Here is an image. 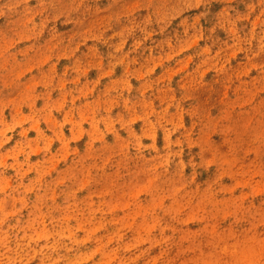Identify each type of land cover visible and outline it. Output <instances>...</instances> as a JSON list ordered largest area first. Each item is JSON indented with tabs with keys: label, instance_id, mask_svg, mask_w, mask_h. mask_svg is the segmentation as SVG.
I'll return each mask as SVG.
<instances>
[{
	"label": "rangeland",
	"instance_id": "1",
	"mask_svg": "<svg viewBox=\"0 0 264 264\" xmlns=\"http://www.w3.org/2000/svg\"><path fill=\"white\" fill-rule=\"evenodd\" d=\"M0 264H264V0H0Z\"/></svg>",
	"mask_w": 264,
	"mask_h": 264
}]
</instances>
